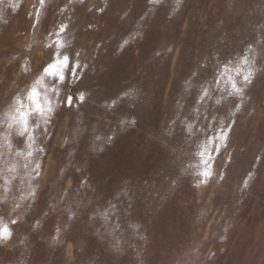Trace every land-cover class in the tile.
<instances>
[{"label": "rangeland", "instance_id": "rangeland-1", "mask_svg": "<svg viewBox=\"0 0 264 264\" xmlns=\"http://www.w3.org/2000/svg\"><path fill=\"white\" fill-rule=\"evenodd\" d=\"M4 228L0 264H264V0H0Z\"/></svg>", "mask_w": 264, "mask_h": 264}, {"label": "snow or ice", "instance_id": "snow-or-ice-1", "mask_svg": "<svg viewBox=\"0 0 264 264\" xmlns=\"http://www.w3.org/2000/svg\"><path fill=\"white\" fill-rule=\"evenodd\" d=\"M70 58L68 56L63 57V64L69 63ZM61 63V61H57V64ZM56 64H49L46 71L52 72L56 68ZM60 78L63 80L64 76L61 74ZM33 96H35V90H33ZM69 105H71V99H69ZM207 175V173H205ZM11 232L8 228H4L2 231H0V238H10Z\"/></svg>", "mask_w": 264, "mask_h": 264}]
</instances>
